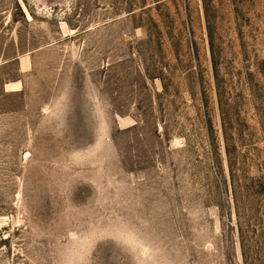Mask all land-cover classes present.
Wrapping results in <instances>:
<instances>
[{"label": "rangeland", "instance_id": "1", "mask_svg": "<svg viewBox=\"0 0 264 264\" xmlns=\"http://www.w3.org/2000/svg\"><path fill=\"white\" fill-rule=\"evenodd\" d=\"M0 264H264V0H0Z\"/></svg>", "mask_w": 264, "mask_h": 264}]
</instances>
